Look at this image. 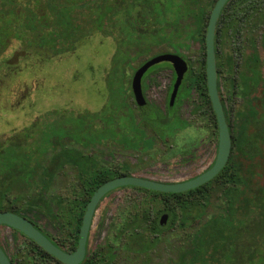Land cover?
<instances>
[{
    "label": "flooded vegetation",
    "instance_id": "af4514ba",
    "mask_svg": "<svg viewBox=\"0 0 264 264\" xmlns=\"http://www.w3.org/2000/svg\"><path fill=\"white\" fill-rule=\"evenodd\" d=\"M230 1L231 0L226 3L224 8L228 5L227 9L232 10V7L237 0ZM260 1L261 0H258V7H260ZM216 2L217 0L215 1L213 8ZM257 4H255V7ZM258 7H256V9L259 10ZM202 10L204 11L203 7ZM239 21L240 20H238V22ZM229 22L231 25L232 23H235L233 20H229ZM235 37L238 41L236 42L233 57L228 55L225 60L224 58L221 60L217 57L216 52L218 93L232 139L231 153L225 166L215 177L206 183L181 192H162L146 187L130 185L117 187L105 194L97 203L90 217L85 245V255L79 264H117L119 260V252L114 243L116 240L122 238L125 239V242L122 244L121 249L125 253L132 255L148 254L160 243L161 235L173 228H177L181 231L194 229L193 249L191 250V253L185 255L183 258L182 256L180 257L179 264H200V262L210 263L206 260L200 261V239L203 234L208 231L209 227H211L209 225H214L223 221L228 225L236 224L237 216H240V213L233 212L230 209V191L234 190L236 192V190H238L240 193H245V164L240 165L241 171L239 179H237L234 174L232 181L231 158L237 136H234L231 128L230 113L225 101L222 83L224 81V83L228 85V88L236 85L234 75L237 72L240 75H243L244 69L246 73H248L246 61L252 55L257 56L258 71L262 75L263 62L257 51L251 50L245 57L242 52L243 44H241V36L235 35ZM190 41H188L187 44L178 41L173 42L172 39L165 42L171 44L175 48L174 52L157 53L145 59L138 68L133 69L128 88L125 87L124 83L125 77L123 66L129 61H135L138 57L135 59H127L121 64V66L115 68L114 66H111L108 75L114 74L112 86L113 92L111 93L108 87L109 91L106 102L99 110L78 114L72 112L61 114L60 112L58 113L53 110L39 115L38 119L25 129L30 128V137L34 141L35 147H43V151L41 152V156H39V158L32 164V178H30L22 187L23 194L15 195V193H13L6 197L3 201V208L0 210V213L10 212L25 218L54 245L64 253L71 255L74 254L79 247L81 231L84 225L88 205L92 201L98 188L104 184L118 178H135L156 185H185L210 171L215 165L218 157L220 139L219 127L208 91L206 45L205 55L203 56V70L196 72L192 66V62L180 52V47H189ZM160 43L161 41L156 44L159 45ZM216 43L217 42L215 41V49ZM156 44L149 45L147 52L143 54V56L149 55L151 47ZM116 53L117 50H115L111 57V63H113L112 59ZM221 54L223 55V52ZM164 55H177L181 57L187 63L188 70L184 75V79L172 105L171 96L177 79L173 65L170 62H162L167 63L168 65L161 66L162 63H159L151 67L142 78V94L150 107V112L145 113L137 103L133 88V79L136 72L144 64L154 58ZM240 59H242V62ZM224 62H226L225 67ZM241 63L243 67L242 70ZM163 70L170 71L171 81L165 93L164 108L160 109L150 100L148 90L151 84L156 80L155 76ZM190 79L191 83L188 84V80ZM194 94L196 97H194ZM112 95L113 98L110 99ZM128 96L131 97L132 102L140 115V121L146 124L154 132V138L150 136L147 137L148 132L142 128L139 119H137L133 108L128 102ZM186 101L191 102L192 108L190 111L193 115L204 111V106H206V104L210 107L211 115L209 120L211 122L212 132L209 135L210 138L207 139V147L210 148L211 144H213L214 147V154L209 165L189 178L179 181H164L151 177L148 174L133 172L131 169L128 170L127 168L122 172H113L103 165L95 156L87 154L82 150V147H86L88 144L102 145L105 141L109 140L114 141L118 145L123 144L124 148L127 150L139 154L153 152L152 149L155 148L154 143L156 138L159 144L169 147L171 146L170 148L177 145V143L180 145L185 139H189L187 138L189 136H184L185 134L192 135L189 133V129L192 126L191 122L181 116V109ZM107 106L108 108L105 109ZM151 121H159L162 125L161 129L156 127L155 122ZM25 129L23 132H20V134H15L13 139H21L25 134ZM45 129L47 133V141L43 140ZM13 139L9 140L8 143ZM170 141H172V143H170ZM70 142L77 144L80 147H76ZM8 143L0 147V149H3ZM48 153L50 156L47 162L42 164V161L45 160ZM178 162L181 166L182 160ZM38 168L40 169V172L36 174ZM44 170L49 172V177L45 181H40L39 176ZM67 170L75 172L78 185L77 194L74 196L45 194L44 192L50 189L56 178L61 175H66ZM35 177H37L36 180H34ZM41 182L45 187H42ZM216 186L219 189H223L224 194L227 196L229 210L227 212L223 211L222 213L214 214L208 220L201 223L200 221L205 213L204 208L211 198L210 193L215 190ZM34 187V193L32 192L33 194H30L29 191ZM93 187H95L94 190ZM125 189L143 191L146 193V196L132 204L131 208L126 212L123 222H121L120 226L116 229V233L111 242H107V244L102 246L99 244L92 247L93 238L96 235L98 236L102 234L107 219L106 207L104 208L103 214L99 213L103 204L114 193ZM186 204H190L189 207ZM184 208H188V210L191 211L189 212L190 214L188 213L189 215L184 214ZM172 211L175 212V215L172 214ZM253 216L258 224V204ZM245 224L246 223L243 220V230H245ZM0 229H8L12 232L14 241L16 242L15 251H18L22 244L27 247L29 251V258L22 260L18 259L15 255L12 256L8 252L6 246L0 241V247L9 258L11 264H65L50 255L39 244L28 238L21 231L4 224H0ZM221 230V228H218L217 235H220ZM213 263L258 264V254L254 261L247 260L246 258H234L232 260L222 261L217 259L214 260ZM262 263H264V261Z\"/></svg>",
    "mask_w": 264,
    "mask_h": 264
},
{
    "label": "rangeland",
    "instance_id": "374dc122",
    "mask_svg": "<svg viewBox=\"0 0 264 264\" xmlns=\"http://www.w3.org/2000/svg\"><path fill=\"white\" fill-rule=\"evenodd\" d=\"M215 1L201 0L205 11L204 27L197 36L192 38L189 47H180V52L192 62L196 72L202 71L204 67L205 26ZM237 2L240 1L237 0ZM256 7H258V4ZM258 8L259 13L251 20L249 28L241 34L240 39L245 57L253 50L252 48L257 51L263 62L262 77L264 78V0L260 1V7ZM226 23L224 34L221 35L219 42L224 60L228 55L233 57L238 41L235 37V23H232V25L229 21ZM20 49V43L13 40L7 50L0 55V147L13 139L15 134L23 132L25 128L38 119L39 115L47 111L55 110V112L61 114L70 112L78 114L99 110L105 104L109 91L107 78L112 66L111 57L116 50V44L111 38L94 35L85 39L74 53L45 62H40L38 59H33L32 62L30 60L18 61V65L13 66L10 64V60ZM174 50L175 48L171 44L161 42L159 45L156 44L151 47L149 55L138 57L135 61L126 63L123 66L125 87L128 88L130 85L133 69L138 68L145 59L157 53L174 52ZM240 61L242 62V59ZM224 63L225 67L226 62ZM162 65L166 66L168 64L162 63ZM245 74L247 73L244 69L243 75L238 72L234 75L237 86L234 85L228 88L224 81L222 83L225 101L229 108L231 128L235 137L252 108L253 96L248 97L243 93L242 80L243 76H246ZM155 77L156 80L149 87L148 96L158 108L163 109L165 93L171 81V74L170 71L163 70ZM194 97H196L195 94ZM128 102L140 121V115L130 96H128ZM191 108V102L186 101L181 109V116L191 122L192 126L189 133L192 135L185 134L184 136H189L187 137L189 139H185L180 145L177 143V145L170 148L171 146L159 144L156 138L153 152L139 154L127 150L123 144L118 145L109 140L102 145L88 144L86 147L83 146L82 150L95 156L113 172H122L127 168L133 172L148 174L164 181L184 180L207 167L214 154L213 144L210 145V148L207 147V139L210 138L209 135L212 132L209 120L210 107L206 104L204 111L195 115L191 113ZM151 122H155L156 127L161 129L162 125L159 121ZM140 123L142 128L148 132L147 137L154 138V132L143 122L140 121ZM70 143L80 147L77 144ZM234 152L233 147L232 154ZM49 156L48 153L42 164L47 162ZM180 160H182L181 166L178 162ZM39 172L40 169L38 168L36 174ZM260 181L264 183V172L261 173ZM77 186L75 172L67 170L66 175L56 178L50 189L44 193L74 196L78 192ZM34 190L35 187L29 191L30 194H33ZM210 195L211 198L204 208L205 213L200 221L201 223L214 214L229 210V201L223 189L216 186ZM145 196L146 193L143 191L125 189L114 193L107 199L99 212L103 214L104 208H107L105 226L102 234L93 238L92 247L111 242L116 229L123 222L126 212L134 202H138ZM193 236L194 229L181 231L173 228L161 235L160 243L156 248L144 255L125 253L121 249L125 239L116 240L114 244L119 252L117 264H179L181 256L183 258L191 253ZM0 241L12 256L15 255L21 260L30 257L28 248L23 244L18 251H15L16 242L10 230L0 229Z\"/></svg>",
    "mask_w": 264,
    "mask_h": 264
},
{
    "label": "trees",
    "instance_id": "16d2710c",
    "mask_svg": "<svg viewBox=\"0 0 264 264\" xmlns=\"http://www.w3.org/2000/svg\"><path fill=\"white\" fill-rule=\"evenodd\" d=\"M239 1L232 10L227 5L217 23L216 52L221 60L219 42L226 22L235 21V34L241 36L259 13L255 7L258 0ZM204 23L201 0H0V55L16 40L21 49L10 60L11 65L33 59L45 62L74 53L85 39L101 35L111 38L117 46L112 59L115 68L127 59L143 56L148 46L157 42L172 39L187 44L201 32ZM246 68L243 93L253 96L252 108L238 130L231 158L232 181L234 174L239 179L240 165H246L245 193L230 191V209L240 216L236 224L223 221L209 225L200 239L199 258L210 263L200 264L234 258L254 261L257 254L258 264H264V183L260 181L264 172V78L258 71L257 56L247 59ZM113 77L109 74L107 78L111 93ZM30 136V128L25 129L21 139H13L0 149V210L6 197L23 194L22 187L32 178V164L41 156L43 147H35ZM46 137L45 129L44 141ZM48 177L49 172L44 170L39 179L45 181ZM41 185L45 187L42 182ZM257 204L258 224L253 216ZM183 211L191 212L188 208ZM218 228L222 229L220 235Z\"/></svg>",
    "mask_w": 264,
    "mask_h": 264
},
{
    "label": "water",
    "instance_id": "95a60500",
    "mask_svg": "<svg viewBox=\"0 0 264 264\" xmlns=\"http://www.w3.org/2000/svg\"><path fill=\"white\" fill-rule=\"evenodd\" d=\"M228 1L229 0H217L210 14L207 31H206V37H205L206 55H207L206 71H207L208 91H209L212 107L217 119V123L219 127V138H220L217 161L210 171H208L206 174L199 177L198 179L193 180L185 185H174V186L156 185L135 178H118L104 184L103 186L98 188V190L95 192L93 196L92 201L88 205L84 225L81 231L79 247L77 251L71 255L64 253L61 249H59L56 245H54L45 235H43L38 229H36L29 221H27L25 218L19 215L10 212L0 213V224L8 225L14 229L21 231L28 238L32 239L37 244H39L50 255L54 256L55 258L59 259L65 264H79L85 255V245H86L90 217L101 197H103L108 192L120 186H130V185L146 187L149 189L162 191V192H181L187 189L198 187L206 183L207 181L211 180L213 177H215L227 163L232 149L231 134L229 131V126L218 93L217 71H216V49H215L217 23L221 16L222 10ZM162 62H170L173 65V68L177 76V79L174 84V90L171 96L172 105L178 93L179 87L182 84L184 75L188 70L187 63L177 55L160 56L144 64L136 72L134 76L133 88L137 103L145 113L150 112V107L145 101L142 94V78L144 74L151 67ZM0 264H11L9 258L4 253L1 247H0Z\"/></svg>",
    "mask_w": 264,
    "mask_h": 264
}]
</instances>
